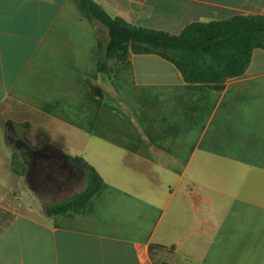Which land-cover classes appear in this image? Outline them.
I'll return each mask as SVG.
<instances>
[{
    "label": "crops",
    "instance_id": "obj_1",
    "mask_svg": "<svg viewBox=\"0 0 264 264\" xmlns=\"http://www.w3.org/2000/svg\"><path fill=\"white\" fill-rule=\"evenodd\" d=\"M95 1L174 34L264 17V0ZM108 40L78 0H0V264H264V47L218 89L155 53L102 72ZM30 137L100 174L84 212L48 215L14 172Z\"/></svg>",
    "mask_w": 264,
    "mask_h": 264
},
{
    "label": "trees",
    "instance_id": "obj_2",
    "mask_svg": "<svg viewBox=\"0 0 264 264\" xmlns=\"http://www.w3.org/2000/svg\"><path fill=\"white\" fill-rule=\"evenodd\" d=\"M89 18L100 22L109 35L99 61V70L109 72L108 60L125 61L130 52L155 53L173 62L188 83H203L222 88L231 78L244 74L253 51L264 47V17L235 15L230 18L194 22L174 34L139 26L122 17L111 16L95 0H78ZM86 172V186L72 196L45 206L48 215L67 211L82 213L89 200L100 189L102 178L84 158L73 157ZM12 168L21 175L16 153Z\"/></svg>",
    "mask_w": 264,
    "mask_h": 264
},
{
    "label": "rangeland",
    "instance_id": "obj_3",
    "mask_svg": "<svg viewBox=\"0 0 264 264\" xmlns=\"http://www.w3.org/2000/svg\"><path fill=\"white\" fill-rule=\"evenodd\" d=\"M30 141L32 145L22 139L15 142L19 147L17 163L44 209L47 204L68 198L86 186L85 170L59 151V145L46 144L40 137H30Z\"/></svg>",
    "mask_w": 264,
    "mask_h": 264
}]
</instances>
